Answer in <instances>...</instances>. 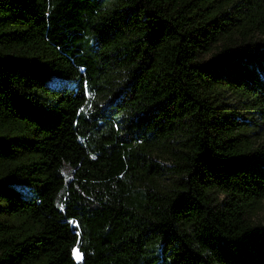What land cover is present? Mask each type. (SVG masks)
Masks as SVG:
<instances>
[{
	"label": "trees",
	"instance_id": "16d2710c",
	"mask_svg": "<svg viewBox=\"0 0 264 264\" xmlns=\"http://www.w3.org/2000/svg\"><path fill=\"white\" fill-rule=\"evenodd\" d=\"M263 199L264 0H0V264H264Z\"/></svg>",
	"mask_w": 264,
	"mask_h": 264
},
{
	"label": "rangeland",
	"instance_id": "374dc122",
	"mask_svg": "<svg viewBox=\"0 0 264 264\" xmlns=\"http://www.w3.org/2000/svg\"><path fill=\"white\" fill-rule=\"evenodd\" d=\"M110 1L113 2V0ZM254 131L256 132L258 131V129H254ZM256 141H259V139H257ZM254 221L256 226L258 227L264 226V199L262 201V208L254 216ZM73 255L76 259L80 258V253L76 249H74Z\"/></svg>",
	"mask_w": 264,
	"mask_h": 264
}]
</instances>
